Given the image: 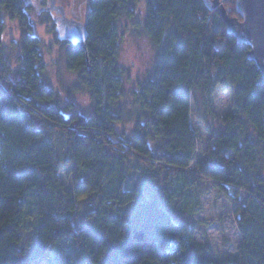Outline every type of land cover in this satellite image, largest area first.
<instances>
[{"label": "trees", "instance_id": "16d2710c", "mask_svg": "<svg viewBox=\"0 0 264 264\" xmlns=\"http://www.w3.org/2000/svg\"><path fill=\"white\" fill-rule=\"evenodd\" d=\"M139 0H90L84 45L61 44L86 117L44 80L25 0H0V264H264V78L210 0H146L152 73L124 96L117 23ZM5 17L21 31L16 67ZM224 132L196 158L192 103ZM199 97V98H198ZM133 123V133L116 126ZM209 128V126H207ZM233 206L237 256L207 257L192 218L209 187Z\"/></svg>", "mask_w": 264, "mask_h": 264}, {"label": "rangeland", "instance_id": "374dc122", "mask_svg": "<svg viewBox=\"0 0 264 264\" xmlns=\"http://www.w3.org/2000/svg\"><path fill=\"white\" fill-rule=\"evenodd\" d=\"M51 0H25L30 6L29 17L33 34L41 43L42 59L46 65L44 80L48 86L58 92L62 106L71 104L83 116L88 117L92 113L90 97L85 92H74L77 74L70 72L65 66L64 51L61 44L71 41L69 38L58 36V24L53 20L49 10L41 9L45 4L50 6ZM45 2V3H44ZM146 0H139L135 6V13L130 18H122L117 23L119 37L118 63L124 70V96L122 101L129 98V92L134 88L136 81L144 82L152 73L157 55L155 48L143 32V6ZM217 8L222 7L228 18H236L242 21L236 13L235 0H215ZM69 10L73 15L85 18L90 8V0H69ZM44 4V5H43ZM44 10V11H43ZM53 13V12H52ZM20 29L17 20L5 17V31L3 46L5 56L12 67L17 65V57L20 53ZM199 98V97H198ZM198 99L197 104L192 103L191 127L196 133L197 153L196 158L202 159L207 146L211 143V136H217L224 132L223 118L231 112V92L216 89L213 109L215 119H204V108ZM209 126V128H207ZM118 133L125 131L133 133V123L127 122L116 126ZM192 224L195 226L196 241L201 246L207 257L217 262L225 258L237 256L240 245V236L237 231L233 206L220 195L213 187L207 189L201 199V210L193 216ZM34 264H46L40 260Z\"/></svg>", "mask_w": 264, "mask_h": 264}, {"label": "water", "instance_id": "95a60500", "mask_svg": "<svg viewBox=\"0 0 264 264\" xmlns=\"http://www.w3.org/2000/svg\"><path fill=\"white\" fill-rule=\"evenodd\" d=\"M210 1L214 2V0ZM51 2L50 9L59 15L58 36L69 38L73 44L84 45L85 24L75 19H66L63 10L53 6L54 0ZM235 3L236 13L242 21L234 17L228 18L224 9L219 7L222 21L227 33L232 35L238 44L249 47L246 57L255 64L264 78V0H235ZM217 5L218 2H214L213 8H217Z\"/></svg>", "mask_w": 264, "mask_h": 264}, {"label": "flooded vegetation", "instance_id": "af4514ba", "mask_svg": "<svg viewBox=\"0 0 264 264\" xmlns=\"http://www.w3.org/2000/svg\"><path fill=\"white\" fill-rule=\"evenodd\" d=\"M52 1V0H51ZM50 1V6L49 7H47V5L45 4H43L44 6H42L43 8H41V9H44V10H49V11H47V12H50V11H52V12H50V14H51V16L53 17V14H54V17H53V20L59 25L60 24V20L58 19L59 18V15L58 14H56V12L54 11V10H51L50 9V7L52 6V2ZM45 3V2H44ZM69 0H54V5L53 6H55V8L57 7V8H59V9H61V10H63V12H64V17L66 18V19H75V20H78V21H80V22H82V23H84L85 24V28H86V23H87V15H88V13H89V10H88V12H87V15L85 16V18H83V19H81V17H79V16H76V15H73L71 12H70V10H69V8H68V6H69ZM90 9V8H89ZM43 10V11H44Z\"/></svg>", "mask_w": 264, "mask_h": 264}]
</instances>
